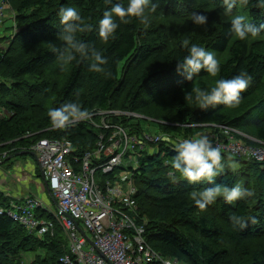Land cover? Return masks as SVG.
<instances>
[{"label":"trees","instance_id":"1","mask_svg":"<svg viewBox=\"0 0 264 264\" xmlns=\"http://www.w3.org/2000/svg\"><path fill=\"white\" fill-rule=\"evenodd\" d=\"M9 2L16 11L17 29L8 47L0 52V111L4 115H0V161L3 164L11 162L19 152L27 151L42 137L69 138L75 153L82 154L97 147L102 133L108 142L117 126L138 139L142 121L175 137H194L200 125L210 122L239 125L244 129L243 120L249 121L252 111L260 107L264 110V49L259 52L261 46L253 47L247 40L240 41L230 35L231 17L223 15L221 0H159L154 16H169L171 20L166 26L156 18L148 28L138 22L121 25L116 38L107 44L98 35L99 20L110 7L105 0ZM254 3L255 0L243 8L252 23L264 25V14ZM62 6L75 7L85 23L91 25L80 38L102 51L107 60L102 67L112 73L110 78L104 72H90L89 62H73L61 71V63L52 48H59L63 43L59 39L63 26L58 15ZM194 11L206 15L208 24L192 26L182 33L177 19L182 18L183 12L191 18ZM260 35H264V30ZM184 39L213 51L216 57L224 56L221 77L231 78L242 70L247 71L249 86L242 93L238 108L229 110L221 105L204 110L186 101L190 86L208 74L202 70L193 81H188L177 72V58L187 54L181 48ZM61 78H64L62 86ZM77 98L89 111V119L69 129H53L48 110ZM50 99L52 103L48 106ZM170 100L171 109L165 112L160 108L161 114L155 112L156 105ZM263 117L261 114L260 118ZM104 122L110 127H105ZM251 135L264 145V126ZM162 142L159 152L148 153L139 144L133 148L137 149L134 153L128 152L129 157L136 156L137 164L132 168L135 165L132 163L131 169L137 189L135 198L149 219L148 243L186 264H264V160L239 157L221 149L223 157L239 162V170L226 171L217 182L229 186L241 183L254 196L235 205L218 200L201 211L190 198L191 194L213 185H192L179 174L173 182L169 173L175 171L171 166L175 143L169 139ZM3 194L0 192V206L8 209L11 203ZM233 212L254 216L256 222H250L243 231H235L228 221ZM40 216L53 218L46 212ZM39 250L45 253L37 254L30 264H65L61 258L69 247L63 230L59 227L53 235L40 236L9 215H0V264H22L21 251Z\"/></svg>","mask_w":264,"mask_h":264},{"label":"built area","instance_id":"2","mask_svg":"<svg viewBox=\"0 0 264 264\" xmlns=\"http://www.w3.org/2000/svg\"><path fill=\"white\" fill-rule=\"evenodd\" d=\"M6 19L12 21L14 30L0 45V52L8 47L17 29L15 9L8 0H0V29ZM115 130L108 138L110 144L103 157L94 150L76 154L69 138L42 137L33 142L28 150L38 157L57 210L31 195L19 204L10 201L8 209L0 206V215H9L40 236L53 235L60 227L69 247L61 258L65 264H186L148 243L149 219L135 198L134 173L131 168L118 169L128 152L138 144L145 145L147 140L130 135L122 127ZM236 155L261 161L264 147ZM129 159L134 160L131 156ZM134 164L132 168L137 162ZM42 212L53 218L40 216Z\"/></svg>","mask_w":264,"mask_h":264},{"label":"clouds","instance_id":"3","mask_svg":"<svg viewBox=\"0 0 264 264\" xmlns=\"http://www.w3.org/2000/svg\"><path fill=\"white\" fill-rule=\"evenodd\" d=\"M105 4L110 5V7L104 11L99 20L98 29V35L105 44L116 38L117 30L121 25L138 22L145 28L150 27L153 23L154 14L159 9V0L157 2H153V0H105ZM250 4H253V0H221L223 15L231 17L229 33L240 41L249 37L255 38L264 30V25L257 26L244 14L233 15L235 9L247 7ZM254 7L260 9L261 13L264 14V0H255ZM58 15L63 26L59 33V39L63 43L59 48L53 47L52 51L57 53V59L61 63V71H64L73 62H89L88 70L90 72H104L105 76L110 78L112 73L105 71L102 67L107 64L102 51L80 38V34L89 31L91 25L85 23L81 13L75 7L62 6ZM191 21L197 27H204L208 24L207 16L195 11L191 13ZM205 31H207L206 27ZM181 48L187 54L183 55L182 58H177V72L180 75L188 81H193L203 70L208 76L216 78L211 86L192 88L185 95L186 101L194 102L198 108L204 110L215 109L221 105L229 110L238 108L242 93L249 86L250 77L247 71L242 70L231 78H223L220 76V60L213 51L193 43L189 39H184L181 42ZM47 116L53 129L65 130L78 122L88 120L90 113L82 107L79 98H77L62 104L60 107L50 108ZM173 147L175 157L171 161V166L175 171L169 173L173 182L179 174L180 178L192 185L200 183L213 185L191 194L190 198L199 210H206L209 206L216 204L218 200L228 205H235L238 201L247 202L254 196V192L241 183L229 186L217 182V178L224 175L226 171L236 173L239 170V162L231 157H223L220 147L214 145L208 136L196 134L191 139L177 141ZM27 151L36 155L33 151L28 149ZM128 168L131 166L124 167V169ZM9 200L11 201L10 198ZM228 221L233 230L243 231L248 228L250 222L255 223L256 218L233 212L230 213ZM129 224L131 225L132 222L129 221Z\"/></svg>","mask_w":264,"mask_h":264},{"label":"rangeland","instance_id":"4","mask_svg":"<svg viewBox=\"0 0 264 264\" xmlns=\"http://www.w3.org/2000/svg\"><path fill=\"white\" fill-rule=\"evenodd\" d=\"M8 1H10V0H8ZM10 4H11V2H10ZM237 14H244V15L248 16V18L250 19L248 11H246L243 7H239V8L234 10V15H237ZM181 16H182V18L177 19V24H178L179 29L182 31V33H184L186 30H189V28H191L192 26H196L191 21V18L187 17V12H183L181 14ZM153 18L158 19L161 22V24H163L164 26H166L171 20V18L167 15L159 17V18H157V16H154ZM250 21H251V19H250ZM13 30L14 29L12 26V21L10 19H6L2 28L0 29V45H3V43H5L10 38V35L13 32ZM246 40L253 47L261 46L260 48H258L257 51L261 52L264 49V35H260V36H257L255 38L249 37ZM217 58L220 60V63L222 62V60H224V56H221V55L218 56ZM214 79H216V78H212V77L208 76L205 79L199 80L197 83L190 86L188 92H190L192 90V88H194V87L211 86L214 83ZM63 81H64V78H61L60 86H62L64 84ZM263 93H264V90H263ZM165 99L167 100L170 98H165ZM164 100H162V101H164ZM162 101H161V103H159L155 107V112L158 114H161L160 112H158V111H160L159 110L160 108H163V110L166 112L167 111L166 109H168V108L171 109L173 107L171 100L169 102L168 101L163 102V103H165L164 105H163ZM51 103H52V99L49 100L47 105L49 106ZM174 110H176V107ZM249 111H251V110H249ZM240 112H241V114L245 113L242 110ZM252 112L253 113H251V114L249 112V114H250L249 115V117H250L249 121L243 120L244 129H240L241 126L238 127L239 125L232 127V126H228V125H216V124H212L210 122V123H205V124L200 125V128L196 131V134L208 136L214 145L220 146L221 148H226V151L232 152L235 155L239 152H240V154L252 153V150L254 148L259 149V148L264 147V145L262 144V142H260V140L258 138L251 135L253 133L257 134V131L259 130V128L264 126V117L260 118V115L264 114V110L262 109V107H260L256 110L252 111ZM131 114L136 116V117L146 118V116L140 115L137 113H131ZM0 115L4 116V115H2L1 111H0ZM236 115L238 116L239 113H236ZM152 122H157V121H152ZM121 127L122 126H120V128ZM114 129H117V127H115ZM171 132L174 133V131H171ZM139 134H140L141 138H144L145 140H147L146 144L143 145L141 148L143 150H146L148 153L159 152L158 146L161 145V143H163L162 142L163 140L169 139L172 141V143H176L177 141H179L181 139L193 138V137H182V136L175 137L174 135H172L170 133L164 132L162 129H160L158 127H156V129L154 127H148L147 121H142V130L140 131ZM100 136H101V141H99L97 143V147L94 149V151L96 154H101V156L103 157L106 154V150L109 147L110 142L105 141V139L103 138L104 133H102ZM227 141H229V142H227ZM221 144H223L225 146H223ZM101 146H105V148L102 149ZM136 150L137 149H135V150L131 149L130 152L134 153ZM233 150H235V151H233ZM164 154H165V152L162 153V156ZM30 155H29V153L23 154L24 157L29 156L28 158L32 159V156H30ZM24 157L21 158L17 164H20L23 166L22 161H24V159H25ZM128 157L129 156L125 157V163L119 165L118 169H123L124 167H126L127 164L131 165L132 163L136 162V160H133V159L130 160ZM131 157L135 158L136 156H131ZM10 176H11V179L13 180L14 184L19 183L18 179H17L19 177V175H17V176L10 175ZM35 194L38 195V193H35ZM40 197L42 198V196L39 195V197H38L40 199V201H42ZM39 253H45V252L43 250L21 251L19 256L22 259V264H30L31 262L34 261V259L37 257V254H39Z\"/></svg>","mask_w":264,"mask_h":264},{"label":"crops","instance_id":"5","mask_svg":"<svg viewBox=\"0 0 264 264\" xmlns=\"http://www.w3.org/2000/svg\"><path fill=\"white\" fill-rule=\"evenodd\" d=\"M32 159L18 155L9 163H2L0 161V192L7 195L12 201H19L22 203L28 196L36 195L42 196L41 200L50 208L55 210L57 208L56 200L51 191L48 190L43 169L39 165L36 155L28 152ZM22 165L17 164L21 158ZM45 174V173H44ZM10 175H19L17 184L13 183Z\"/></svg>","mask_w":264,"mask_h":264},{"label":"water","instance_id":"6","mask_svg":"<svg viewBox=\"0 0 264 264\" xmlns=\"http://www.w3.org/2000/svg\"><path fill=\"white\" fill-rule=\"evenodd\" d=\"M28 152H29V151H27V152H25V153H20V155H21V154H26V153H28ZM43 175H44L45 184H46L48 190L50 191V188L48 187V184H47V182H46V178H45V174H44V172H43Z\"/></svg>","mask_w":264,"mask_h":264}]
</instances>
